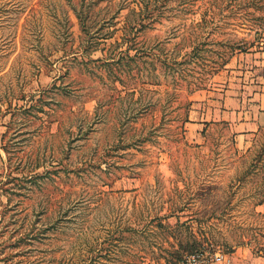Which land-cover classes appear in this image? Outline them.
Returning <instances> with one entry per match:
<instances>
[{"label":"rangeland","instance_id":"rangeland-1","mask_svg":"<svg viewBox=\"0 0 264 264\" xmlns=\"http://www.w3.org/2000/svg\"><path fill=\"white\" fill-rule=\"evenodd\" d=\"M140 1L0 0V218L17 228L0 224V258L264 264V130L240 149L225 122L193 127L259 45L264 0Z\"/></svg>","mask_w":264,"mask_h":264},{"label":"crops","instance_id":"crops-1","mask_svg":"<svg viewBox=\"0 0 264 264\" xmlns=\"http://www.w3.org/2000/svg\"><path fill=\"white\" fill-rule=\"evenodd\" d=\"M236 59L237 64L230 68L232 75L197 101L193 127L225 122L234 133L236 146L244 149L264 130V53L256 45ZM257 208L264 212V201Z\"/></svg>","mask_w":264,"mask_h":264},{"label":"trees","instance_id":"trees-1","mask_svg":"<svg viewBox=\"0 0 264 264\" xmlns=\"http://www.w3.org/2000/svg\"><path fill=\"white\" fill-rule=\"evenodd\" d=\"M139 3L141 4L140 5V11L142 13L147 12V13L153 14L154 11H156V10L161 11L160 6L162 4H159V0H141ZM92 5H93V3L89 2V3H86V4L82 3V5H80L78 8L76 6H74L75 13L77 15V18H78L80 26H81V30L84 32V34L86 36H90L91 33H92L91 24L89 23V20H88L89 19V14H90L89 11H90ZM151 20H152V18H151ZM92 48H94V47H92ZM192 50H193V46H192ZM4 182H8V181H4ZM2 189L4 190V186H2ZM5 219H6L5 214L2 213V216L0 218V224H2L4 222L3 225L6 226L7 229H9L10 228V226H9L10 224H8V223L10 221H9V219H7V220H5ZM11 223H14V222H11ZM133 228L136 229L135 227H133ZM10 229H12L11 232H13L17 228L13 227V228H10ZM30 230H31V228L26 230L25 234L26 235H31V237L33 235H37L35 233L32 234L33 232H31ZM17 240H15V243L19 244V242ZM172 247H174V246H172ZM174 249H176V250H173V253H176V255L178 257L177 259H179V257H181V252L179 251V248H174ZM14 255H15V252L13 250H9L7 252V255H5L3 258H0V260H3L7 264H16V262H14V260H13V256ZM168 260L169 259L166 258V262H168Z\"/></svg>","mask_w":264,"mask_h":264},{"label":"built area","instance_id":"built-area-1","mask_svg":"<svg viewBox=\"0 0 264 264\" xmlns=\"http://www.w3.org/2000/svg\"><path fill=\"white\" fill-rule=\"evenodd\" d=\"M259 46L264 53V32L259 39ZM181 264H233L232 256L222 250H197L187 254Z\"/></svg>","mask_w":264,"mask_h":264}]
</instances>
